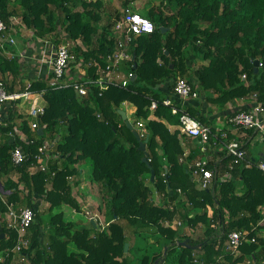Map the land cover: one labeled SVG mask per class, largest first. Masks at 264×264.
Returning <instances> with one entry per match:
<instances>
[{"label": "trees", "instance_id": "obj_1", "mask_svg": "<svg viewBox=\"0 0 264 264\" xmlns=\"http://www.w3.org/2000/svg\"><path fill=\"white\" fill-rule=\"evenodd\" d=\"M102 6L101 0H0V19L8 27L13 21L20 22L33 33L40 51L41 40H50L57 48L64 37L75 44L74 50H69L76 58L69 77L63 79L72 87L52 88L48 85L53 77L47 72L48 64L43 66V77L31 81L23 73L26 64L20 58L7 60L0 50V74L9 92L24 93L31 84V98L41 95L46 103L45 114L37 119V130L30 126L31 106L18 100L8 108L7 126L0 131V182L7 192H0V234H5L0 240V256L4 258L0 264H133V245L127 253L125 245L131 244L128 232L138 228H154L157 235L170 240L163 253L143 255L139 264H167L168 256L178 249L182 253L174 264H194L195 249L202 251L199 256L205 262L264 264V238L259 234L264 228V173L256 167L257 161L248 155L250 164L237 166L228 182H215L212 188L199 190L186 164L180 162L185 153L180 132H171L167 126H178L179 116L163 105L172 98L179 77L198 88L199 100L204 97L207 105L224 110L228 103L254 94L264 104V0H161L159 7L145 14L155 26L154 33L132 43V60L123 62L119 69L136 79L131 78L126 87L118 82L106 90L93 85L86 96H79L73 84L99 79L106 56L115 47V25L123 18V13H115L116 18L112 13L100 14ZM173 7L177 9L174 13ZM161 28L168 30L163 34ZM198 59L207 64L192 69ZM77 65L80 75L74 70ZM199 100L190 101L184 109L201 124L210 125L195 108ZM153 102L158 104L155 110ZM124 103L136 107L131 123L143 135L142 141L148 140L150 166L142 161L140 143L119 114ZM140 121L143 129L138 127ZM16 130L25 140L10 137ZM44 146L53 156L48 171H33ZM15 147L26 153L19 167L12 163ZM230 161L224 154L220 168ZM84 163H90L92 180L103 191L108 223L104 230L68 221L62 210L70 207L90 214L73 191ZM153 171L155 180L151 182ZM156 196L159 204L154 201ZM35 199L49 205V219L41 217V203L36 204ZM9 204L36 212L28 234L31 246L16 257L11 250L17 243V232L4 220ZM195 210L198 213L193 218L189 212ZM180 212L185 213L186 226H205V240L197 241L165 227ZM233 231L249 232L256 243H246L238 255L232 254L227 251V242ZM6 252L11 253L7 256ZM222 255L221 260L216 259Z\"/></svg>", "mask_w": 264, "mask_h": 264}, {"label": "built area", "instance_id": "obj_2", "mask_svg": "<svg viewBox=\"0 0 264 264\" xmlns=\"http://www.w3.org/2000/svg\"><path fill=\"white\" fill-rule=\"evenodd\" d=\"M122 13L123 18L117 22L114 28V50L106 56V66L100 70L99 79L96 81H85L83 83L73 84V88L79 96H86L89 93L90 87L97 84L101 90H106L110 85L118 82L126 87L130 79L133 78V74H120L119 69L121 68V64L132 60V56L129 52L132 43L140 36L154 33L155 26L152 21L139 15L131 8H126ZM12 23H14L15 27L14 25L8 27L4 21L0 19V50L3 54L11 56L10 59L20 58L7 50L8 47L17 45L16 28L19 25L21 26V23L18 21H13ZM22 30H26V28L21 26L20 32ZM40 43L43 44L41 58L35 61L40 63L42 72L44 70L43 66L48 64L47 72L53 74L48 85L52 88L72 87L68 82H65L66 84L63 82V79L70 75L71 65L76 62V58L69 50V47L60 45L56 48L50 40H41ZM36 47L35 44V49ZM243 79H246L245 75ZM30 87L31 84H28L25 92L21 94L10 93L0 74V131L2 127L7 126L5 118L7 117L8 108L11 107L12 103L22 98L28 99L32 95L29 91ZM173 94L180 100V103H176L168 98L163 101V105L169 107L173 115L179 116L178 131L181 135L195 140L198 143L200 152L204 155L202 159L193 163L186 162V154L180 159V162L185 163L191 172L193 181H195L199 190L210 189L215 182H228L231 179L232 172L237 166L250 164L248 161L247 148L242 141L229 138L231 131L247 133L256 132L261 144L264 146V104L258 101L257 94H254L255 102L250 105L248 110H239L233 113L232 116L228 118L226 126L216 131L213 130L211 126L201 124L184 109L190 101L199 100L200 94L198 88H194L187 79L179 77L175 81ZM157 105V102H153L151 108L155 110ZM44 114L45 106L31 108L29 116L32 119L30 123L32 130L38 129L39 123L37 119ZM144 126V122H138V127L140 129H143ZM16 135L22 140H25L24 135H20L17 130L14 134L10 133V137L13 140ZM141 137H143L142 134ZM212 152H216L218 155L219 153H224L227 157L231 158V161L225 166V169L224 167L220 168V166H222L220 165L222 158L218 157L214 162L209 160V154ZM11 157L13 165L19 167L24 163L26 153L21 147H15ZM52 157L53 156L50 155V151H48L46 146L40 148L39 155L37 156L40 163L37 164L36 168L43 172H47L48 164ZM253 162L255 161L253 160ZM256 167L264 173V159L257 161ZM5 215V221L8 223L9 227L17 232V243L15 248L11 250L16 257V255H20L25 249L31 246V239L28 234L31 226L35 223L36 212L30 207H17L15 204H9L8 211ZM246 243H256V238H250L249 232L233 231L228 237L227 251L234 255H238L240 248ZM11 252H6L7 256H9ZM0 261H4V258L1 256ZM193 262L194 264H217L205 262L198 256L194 257Z\"/></svg>", "mask_w": 264, "mask_h": 264}, {"label": "rangeland", "instance_id": "obj_3", "mask_svg": "<svg viewBox=\"0 0 264 264\" xmlns=\"http://www.w3.org/2000/svg\"><path fill=\"white\" fill-rule=\"evenodd\" d=\"M101 1L103 3V6L101 8L100 14L101 13L102 14L112 13L114 15H115V13L122 14L123 10L130 7L131 9L134 8V9L138 10L137 13L143 17H145V14H147L149 10H152L154 8L159 7L161 4V0H101ZM127 2H130L128 7L125 6L127 4ZM171 11L173 13L176 12L177 11L176 7L171 8ZM172 12L166 10L167 14H171ZM17 30H19V28H17ZM18 32L20 33V31H18ZM23 37H26L25 34ZM62 38L64 40V42L62 44H66V46H68L72 50H74L75 44L72 42H68L67 40H65L64 37H62ZM198 60L201 63V64L200 63L197 64V65L200 64L198 67L205 64L203 60H201V59H198ZM26 61H28V59H26ZM26 65H29V64H26ZM74 70H75L76 74L78 72H79V75L81 74V72H80L81 67L78 70H76V69H74ZM82 71H85V70L83 69ZM28 78H30V80L41 79V78H35L34 76H29ZM35 97L37 98L39 96H35ZM33 98H31V96H30L28 99L22 98L20 101H22V102L24 101V103H27L26 106H28V105L32 106V107L46 106L44 99L41 101L42 104H37L36 102L34 103V100L36 98L35 99H33ZM252 99L254 100V95H251L250 97H247L245 99L237 100L236 104L240 105L242 102H249V100L251 101ZM224 106H226V105H224ZM122 108H123V105H122ZM225 108H228V111H229L230 108L232 109L234 107H232V105H228V106L224 107V109ZM18 109H19V111L22 112L24 108H22V106H20V107H18ZM237 111H239V110L237 109ZM134 113L132 114V116H130V122L135 120V117L133 116ZM7 119H8V117L5 118L6 123L8 122ZM30 120L32 122L31 117H30ZM17 131L20 132L19 130H17ZM171 132H174V131H171ZM256 144H257V142H255V145ZM253 150H254V156L257 157V155H258L257 152L263 151L264 146L263 145L254 146ZM214 153H216V152H214ZM223 155H224V153L219 154V155L217 154L215 159H211L209 156V160L214 162L215 160L218 159V157L223 158ZM87 165H88V167H84L82 169L84 171V174H83V176H84L83 183L84 184L78 185L76 192L74 193V196H77V198H79L81 205L90 214L88 215L86 212H84L83 214L78 213L70 207H64L62 210L65 213V217L68 221H72L75 223H83L85 225H90L91 220L93 219L96 226H97L95 229L98 228L99 230H104L105 228H107L108 223H107L106 216H105V210L106 209H105V203H104L105 201L103 198V191H102L101 187L92 180V176L90 174L92 171V167H91L90 163H87ZM32 170L36 171L37 168L34 167ZM150 180H151V178H150ZM82 186H84V187L82 188ZM78 195H79V197H78ZM83 196L85 197L86 203L89 202L92 205L86 206L85 205L86 203H84V199L82 201ZM178 200L179 201L183 200V196H180L178 198ZM154 201L157 204H159L158 196L155 197ZM39 202L41 203V205L39 207V214L42 215L41 217L44 220L49 219L51 216L50 213L47 211L49 205L43 201H40L39 199H35L36 204H38ZM167 205H171V203H167ZM199 212H202V211H199ZM189 213H190V216L194 218L195 214L198 212L195 210V211H190ZM184 216H185V213L180 212L178 214V217L176 218V220L170 224L166 223L165 227H168L169 230H171V231L176 230L181 234H186L189 238L197 240V241L205 240L206 239V235L204 233L205 232V226L199 225L196 228L188 227L184 224ZM5 219H6V215L4 216V220ZM181 222H183V223H181ZM157 233H158V231L155 230L154 228L153 229H151V228H138V229H134V230L132 229L128 232L129 238L131 241L130 242L131 244H129V245H133V254L135 255V257H134L135 259H134L133 264H139L140 259L143 255H149L150 256V255H153L155 252H162V253L164 252L165 244L169 243L170 240L168 238L157 235ZM261 235L263 236V232H261V230H260V237H261ZM158 242H160V244ZM186 242H188V240H186ZM71 249L74 250L73 248H71ZM181 253H182V249H178L176 252L174 251L172 254H170L167 258V264L178 263V261H179L178 257L181 255ZM194 253L199 258H200L199 255H202L201 254L202 251L198 250V249H195ZM222 257H223V255L220 258L217 257L216 259L221 260ZM25 262L26 261H24L23 263H25ZM185 264H190V261L186 262Z\"/></svg>", "mask_w": 264, "mask_h": 264}, {"label": "crops", "instance_id": "obj_4", "mask_svg": "<svg viewBox=\"0 0 264 264\" xmlns=\"http://www.w3.org/2000/svg\"><path fill=\"white\" fill-rule=\"evenodd\" d=\"M134 11H138L136 9H132ZM118 16V15H117ZM115 14V18L117 17ZM20 31V29H19ZM25 34L26 37H23ZM17 39V45L13 46V47H8L7 50L10 51L11 53L16 54L15 56L20 57V60L25 63V64H29L26 65V67H24L23 73L25 74V76H34L35 78H42V74L43 72L41 71V67H40V63L36 62V59L41 58V52H42V45H40V49H35V41L33 38V33L30 30H22L20 32L19 36H16ZM37 52H36V51ZM9 52V53H10ZM2 56H4L7 60H10L11 56L9 55H5L2 53ZM28 58V61H26L25 58ZM199 62V60L194 61L193 65L191 66L192 69H197L199 65H197ZM205 65L207 64L204 61ZM31 65L30 69L29 66ZM81 65V64H80ZM80 65H77L78 68H76V70H78L80 67ZM45 69V68H43ZM27 70V71H26ZM122 74V73H120ZM124 75V74H123ZM42 76V77H41ZM35 80V79H33ZM31 80V81H33ZM36 97H34L33 99H35ZM171 100H173L176 103H180V100L175 97V95H172V98H169ZM43 98L42 96L37 97L34 100V103L36 102L37 104H42ZM255 101L252 99L251 101L249 100V102H242L240 105L235 103H228V105H232V107L234 108H230V110L228 111V108H225L224 110L222 109V107H217L216 105H207L205 103V98L203 97L201 100L197 101L196 104L197 106H195L196 109L201 110L202 114L204 115L205 118L209 119L210 121V125L213 128V130H217V129H223L226 126L227 120L228 118H230L232 116L233 113L237 112L238 110H245L247 109V107H249L250 105H252ZM122 110H124L128 116V119L130 120V116H132V114L136 111V107L133 106L132 104L129 103H124L123 104V108ZM168 125V124H167ZM169 129L171 131H176L178 130V126H170L168 125ZM20 135L22 134L21 132H19ZM230 135L233 137L232 139H238L239 141H242L245 145L246 148H248V155L249 157H251L252 160L254 161H260L261 159H264V150L263 151H259L257 152V157L254 156V150L253 147L254 146H258V145H262L260 140H259V136L258 134L254 137L251 136V134L248 132H237V131H231ZM229 135V136H230ZM2 136V134L0 133V137ZM180 140L184 149V154H186L187 156L185 157L186 162L189 163H193L199 159H202V157H204V155L200 152L198 143L195 140L189 139L183 135L180 134ZM255 142H257V144L255 145ZM221 154V153H219ZM211 159H215L217 156V153H211L209 154ZM185 164V163H184ZM87 163H84L83 165L80 166V177L77 180V183L75 184V186L73 187V191L76 192V189L78 187V185L80 184H84L83 183V174L84 171L82 170L84 167H88ZM224 165V169H225ZM92 172V171H91ZM91 174V173H90ZM84 186H82L83 188ZM84 199V203H86L85 197L83 196ZM159 202V201H158ZM87 205H92L89 202L85 204ZM92 224V223H91ZM261 232H263V236L261 235V237L264 238V228L261 230ZM260 234V233H259ZM245 264H251L250 262H247Z\"/></svg>", "mask_w": 264, "mask_h": 264}, {"label": "water", "instance_id": "obj_5", "mask_svg": "<svg viewBox=\"0 0 264 264\" xmlns=\"http://www.w3.org/2000/svg\"><path fill=\"white\" fill-rule=\"evenodd\" d=\"M11 1H12V2H15L16 0H11ZM161 29H162L163 34L166 33L167 30H168V29H165V28H161ZM134 59H135V56L133 57V60H134ZM258 66H259V61H256V62H255V68H258ZM136 68H137V65H135V69H136ZM135 79H136V76L134 75L133 78H132V81H134ZM119 114L122 116V120L125 122L126 126H127L130 130H133L134 135L136 136L137 140H138L139 143H140L139 150H140L142 153H144V158H143L142 161H143L145 164H147L148 166H150L149 154H148V152H147V148H146V147H147L146 145H147L148 140L142 141V137H141V135L139 134L138 131L134 130V127H133L132 123L130 122V120L128 119V116H127V114H126V112H125L124 110H120V111H119ZM38 134H39L40 136L43 135V128H40V129L38 130ZM154 180H155V173H154V171H153L152 174H151V182H154ZM0 192H1L2 194L7 193V192H5V190H4V188H3L2 184H1V182H0ZM91 223L94 225L95 228L97 227L93 219L91 220ZM4 238H5V234H0V240H2V239H4ZM182 244L184 245L185 243H182ZM129 247H130L129 244H126V245H125V253H127V252L129 251Z\"/></svg>", "mask_w": 264, "mask_h": 264}]
</instances>
